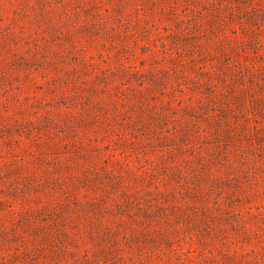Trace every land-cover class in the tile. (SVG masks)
I'll use <instances>...</instances> for the list:
<instances>
[{
  "label": "rangeland",
  "instance_id": "obj_1",
  "mask_svg": "<svg viewBox=\"0 0 264 264\" xmlns=\"http://www.w3.org/2000/svg\"><path fill=\"white\" fill-rule=\"evenodd\" d=\"M0 264H264V0H0Z\"/></svg>",
  "mask_w": 264,
  "mask_h": 264
}]
</instances>
